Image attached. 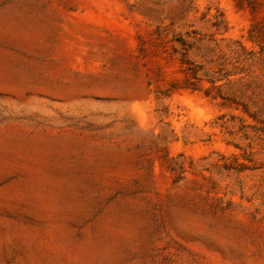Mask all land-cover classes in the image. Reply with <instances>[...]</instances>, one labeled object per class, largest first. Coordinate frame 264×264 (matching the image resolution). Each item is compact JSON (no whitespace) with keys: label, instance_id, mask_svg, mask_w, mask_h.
<instances>
[{"label":"rangeland","instance_id":"rangeland-1","mask_svg":"<svg viewBox=\"0 0 264 264\" xmlns=\"http://www.w3.org/2000/svg\"><path fill=\"white\" fill-rule=\"evenodd\" d=\"M0 264H264V0H0Z\"/></svg>","mask_w":264,"mask_h":264}]
</instances>
